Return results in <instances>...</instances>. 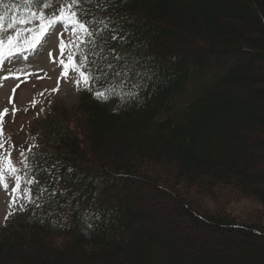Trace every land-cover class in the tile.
I'll list each match as a JSON object with an SVG mask.
<instances>
[{
  "label": "trees",
  "instance_id": "trees-1",
  "mask_svg": "<svg viewBox=\"0 0 264 264\" xmlns=\"http://www.w3.org/2000/svg\"><path fill=\"white\" fill-rule=\"evenodd\" d=\"M85 8L108 23L93 39L113 71L148 73L147 90L123 103L81 91L33 115L30 190L47 191L0 224V264H264L251 260L264 255V172L245 157L264 150L251 136L264 131V0ZM241 199L245 215L229 208Z\"/></svg>",
  "mask_w": 264,
  "mask_h": 264
},
{
  "label": "snow or ice",
  "instance_id": "snow-or-ice-1",
  "mask_svg": "<svg viewBox=\"0 0 264 264\" xmlns=\"http://www.w3.org/2000/svg\"><path fill=\"white\" fill-rule=\"evenodd\" d=\"M20 2L26 5L24 11L16 8L11 0H0V73L6 69L10 73L27 71L14 70L12 65L18 61H28L30 57L36 55L47 42L46 38L55 34L59 27L62 29L58 36L61 57L59 66L63 69L60 79L67 81L71 72L77 93L86 91L95 100L102 102L118 97L123 103L138 100L141 88L147 90L144 81L150 78L148 73L133 71L128 65L113 71V65L107 60L103 46L98 45L93 39L108 30L107 21L85 19L88 11L85 5H91L95 0H20ZM34 7L36 10H32ZM9 11L19 14L10 16ZM95 24H101L103 28L96 31L93 28ZM65 36L68 37L67 42ZM98 47L99 51L96 50ZM51 55L49 53L50 57ZM123 59L117 57V60ZM130 74L134 75L139 83L131 82ZM9 79L19 80L20 77L0 75V82ZM59 91L58 82L57 88L49 95L57 94ZM6 115L7 110L0 114V186L7 192L8 181L13 182L10 209L19 207L23 211L29 204L40 208L41 204L38 203L40 195L47 189H42L40 194L35 196L30 190L36 181L32 177V165L26 153L21 151L19 165L11 159L15 148L11 144V138L4 132ZM12 115L15 116V112ZM6 143L9 145L7 149L4 148ZM13 214L14 212L10 211L9 215Z\"/></svg>",
  "mask_w": 264,
  "mask_h": 264
},
{
  "label": "rangeland",
  "instance_id": "rangeland-1",
  "mask_svg": "<svg viewBox=\"0 0 264 264\" xmlns=\"http://www.w3.org/2000/svg\"><path fill=\"white\" fill-rule=\"evenodd\" d=\"M58 27L57 32L50 38H46L47 42L44 47L39 49L36 55L29 58L28 61H18L12 65L14 70L27 69V71L8 72L7 69L0 73V75L19 76L20 79H9L0 82V114L5 110L8 115L4 116L6 127L4 128L5 135L11 138V144L15 150L12 152L11 159L16 164H20L21 151L24 153L32 150L37 146V137L35 138L36 129L33 125V115L38 116L42 111L43 106L49 107L52 101L57 100L65 105H72L76 103L79 93L75 90L74 81L71 79L73 75L69 72V79L67 81L61 80L63 69L59 66L60 52L59 40L60 34ZM68 41V37H64ZM51 53V57L49 56ZM55 61V63H53ZM59 82L60 91L57 94H51L57 88ZM35 105V106H33ZM50 105V106H49ZM15 112V116L12 113ZM30 120V126H26L27 120ZM25 123V126H24ZM249 132V131H248ZM251 136L256 139L264 140V131L259 127L252 129ZM9 145L6 143L4 148L7 149ZM246 163L249 174H257L259 169L264 172V150L254 151L251 155L246 154ZM245 168V167H244ZM256 170V172H254ZM9 188L7 192L0 186V224H2L6 217L10 216L11 212L20 211L19 207L10 209L9 205L12 203L11 193L13 182L8 181ZM263 182L260 183L262 185ZM264 188V187H263ZM203 205L206 208L212 209L215 202L212 199L202 197ZM157 202V199H153ZM229 208L237 215H245L251 209V203L241 199L229 203ZM32 251H28L31 253ZM264 259V255L260 254L257 258L251 260ZM66 261L73 260L66 258ZM71 263V264H72ZM11 264H17L11 262Z\"/></svg>",
  "mask_w": 264,
  "mask_h": 264
}]
</instances>
